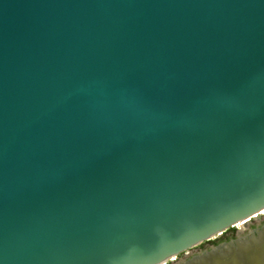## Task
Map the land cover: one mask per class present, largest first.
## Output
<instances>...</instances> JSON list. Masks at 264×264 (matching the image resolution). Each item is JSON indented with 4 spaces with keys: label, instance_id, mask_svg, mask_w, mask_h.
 Returning <instances> with one entry per match:
<instances>
[{
    "label": "water",
    "instance_id": "1",
    "mask_svg": "<svg viewBox=\"0 0 264 264\" xmlns=\"http://www.w3.org/2000/svg\"><path fill=\"white\" fill-rule=\"evenodd\" d=\"M262 215L264 0H0V264H264L177 262Z\"/></svg>",
    "mask_w": 264,
    "mask_h": 264
},
{
    "label": "rangeland",
    "instance_id": "2",
    "mask_svg": "<svg viewBox=\"0 0 264 264\" xmlns=\"http://www.w3.org/2000/svg\"><path fill=\"white\" fill-rule=\"evenodd\" d=\"M263 224H264V215L258 217L257 219L254 218L247 224L242 225V226H237L233 230L230 229L229 231L226 232V234L219 236V237H215L214 240L198 246L197 248L191 250L190 252H187V254L185 255H181L180 258L177 259V262L179 260L186 261L192 258V256H196L204 251H209L219 244L227 243L234 239H237L238 237H243L247 234H251L252 231L258 230ZM169 264H172V263H169Z\"/></svg>",
    "mask_w": 264,
    "mask_h": 264
},
{
    "label": "flooded vegetation",
    "instance_id": "3",
    "mask_svg": "<svg viewBox=\"0 0 264 264\" xmlns=\"http://www.w3.org/2000/svg\"><path fill=\"white\" fill-rule=\"evenodd\" d=\"M233 229H234V228H233ZM233 229H232V230H233ZM229 230H230V229H229ZM229 230H227V231H229ZM227 231H226V232H227ZM226 232H225L224 234H226ZM224 234H223V235H224ZM209 242H210V241H209ZM205 243H208V242H205ZM201 245H203V244H201ZM179 258H180V256H179ZM168 264H169V263H168Z\"/></svg>",
    "mask_w": 264,
    "mask_h": 264
}]
</instances>
